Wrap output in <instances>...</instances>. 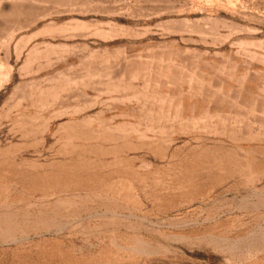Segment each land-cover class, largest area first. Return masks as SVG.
I'll return each mask as SVG.
<instances>
[{
  "label": "rangeland",
  "instance_id": "rangeland-1",
  "mask_svg": "<svg viewBox=\"0 0 264 264\" xmlns=\"http://www.w3.org/2000/svg\"><path fill=\"white\" fill-rule=\"evenodd\" d=\"M0 264H264V0H0Z\"/></svg>",
  "mask_w": 264,
  "mask_h": 264
}]
</instances>
